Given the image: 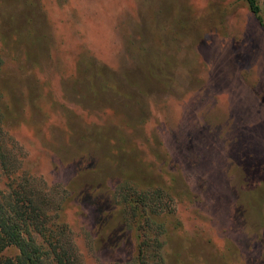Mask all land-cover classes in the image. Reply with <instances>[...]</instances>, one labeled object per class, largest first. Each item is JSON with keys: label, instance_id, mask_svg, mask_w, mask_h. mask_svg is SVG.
<instances>
[{"label": "rangeland", "instance_id": "374dc122", "mask_svg": "<svg viewBox=\"0 0 264 264\" xmlns=\"http://www.w3.org/2000/svg\"><path fill=\"white\" fill-rule=\"evenodd\" d=\"M0 107L82 264H139L146 214L153 264H264V27L244 0H0Z\"/></svg>", "mask_w": 264, "mask_h": 264}, {"label": "trees", "instance_id": "16d2710c", "mask_svg": "<svg viewBox=\"0 0 264 264\" xmlns=\"http://www.w3.org/2000/svg\"><path fill=\"white\" fill-rule=\"evenodd\" d=\"M244 1L264 27L259 0ZM2 117L0 107V264H82L71 229L62 215V203L52 201L50 187L44 179L16 167L12 146L2 139ZM146 193L140 194L144 204L151 196L162 197L159 191L146 190ZM158 202L154 201L153 212L157 211ZM132 209L136 212L138 208L135 205ZM150 219L146 214L138 227L139 264H153L148 255L157 258L159 240L141 233L150 225ZM158 228L161 230L159 225Z\"/></svg>", "mask_w": 264, "mask_h": 264}]
</instances>
